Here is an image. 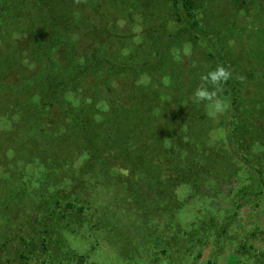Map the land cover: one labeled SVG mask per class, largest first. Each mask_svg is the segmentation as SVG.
I'll return each mask as SVG.
<instances>
[{"label": "rangeland", "instance_id": "374dc122", "mask_svg": "<svg viewBox=\"0 0 264 264\" xmlns=\"http://www.w3.org/2000/svg\"><path fill=\"white\" fill-rule=\"evenodd\" d=\"M11 1L0 0V264H264V189L249 168L264 167L263 152L255 150L264 147V0H198L201 23L194 32L189 17L178 19L180 0ZM51 17L54 27L46 25ZM56 32L73 36L65 46L67 64L49 72L57 79L75 83L84 51L98 49L108 66L92 71L83 87L92 104L81 105L77 117L76 103L51 113L27 105L24 121L16 120L19 86L26 77H41L53 46L46 34ZM218 65L232 73L222 93L230 107L211 118L191 96L201 75ZM166 79L173 80L171 88L159 84ZM160 91L168 105L181 104L173 110L176 122L168 125L171 137L182 136L179 143L194 157L220 163L216 176H231L219 178L220 192L206 198L201 220L199 201L175 190L174 181L160 180L155 158L166 145L158 133L162 126L149 122L168 112L156 102ZM78 118L93 124L80 130ZM173 142L169 149L176 155ZM65 145L70 149L59 165L62 156L48 150ZM99 148L114 159L105 157L98 166ZM66 162L65 174L73 178L61 188L98 208L96 220L87 216L79 234L66 235L61 219L36 221L37 207L46 209L55 193L66 196L52 181V164L61 168ZM41 165L46 168L40 173ZM176 193L189 206L179 210ZM184 219L194 220L191 229Z\"/></svg>", "mask_w": 264, "mask_h": 264}, {"label": "trees", "instance_id": "16d2710c", "mask_svg": "<svg viewBox=\"0 0 264 264\" xmlns=\"http://www.w3.org/2000/svg\"><path fill=\"white\" fill-rule=\"evenodd\" d=\"M180 1L182 3V8H181V14L178 15V19L180 21H183V19L185 17H189V19L187 20L188 28L190 30H192L193 32L197 31L199 26H200V23H201L200 15H199L198 11L196 12V10H197L196 1H198V0H180ZM12 2H13V0L10 2V4ZM2 5H4V4L2 2H0V9L3 8ZM46 25L48 27L49 26L54 27L55 25H57V22H55L51 17V18L47 19ZM46 35H50V37H48L47 41L49 44H52L54 47L52 46V48H47V50H46V52H47V54H46L47 61H45V63H46L45 68L46 69L43 72V74L41 75V77H38V74L32 75L31 79L26 77L25 78L26 81L19 86L20 87L19 88L20 93L16 94L15 102H14V107H16V108H13L14 109V116H15L16 120H18L17 117H19L20 121L21 120L24 121L25 116L23 114L25 111L24 110L25 106H27V105H29V107H31V108H34L35 110L40 111V110L45 109V110H47V112L51 113L52 111H55L57 108L63 107L67 102H70L71 103L70 105H73L76 103V108L78 110L76 111L77 115L76 114H74V115H75V117H77L78 113H81L80 109L89 105V104L91 105L92 104L91 102L93 101V97H90V96L85 97L82 95V90H83L84 85L86 86V84L88 82H90L91 72L92 71H98V69H100L102 66L108 67L107 65L104 64L103 58H102L98 49H96V50L94 49L91 52L84 51L80 55L79 60L85 66L79 70L80 76L77 75L75 83L73 85L69 86L67 84V82L62 81L61 79L60 80L57 79L54 75H52L49 72L52 69H55L57 64L59 66H62V67H64L67 64V61L69 60L70 56H69V53H65V46H67V44L71 42V38L73 36L68 37V36L62 34L61 32H56L55 35L48 34V33ZM94 36H99L100 41L105 40V37L103 34L101 35L100 33L95 32ZM104 60H105V58H104ZM59 66H57V67H59ZM35 68H37V66ZM41 68H42V65H41L40 69ZM168 75L169 74H166L165 76H163V78H167ZM167 79L165 80V82H161V80L159 81V84L162 85V87H164V88H166L168 86L170 87L171 85L173 86V83H172L173 80L171 82H169V81H167ZM192 81L193 80H191V83H192ZM96 83H97V81H96ZM224 85H225L224 86L225 91H227L229 88V82H226ZM54 89L60 90L61 93L63 95H65V97L61 98L60 97L61 95L58 96L57 94H54L52 91ZM160 92L161 93L159 94V96L156 97V102L159 103L160 107H162V108L167 107L166 110H168V112H162L163 115L158 114L155 117L152 116L153 117L152 120L149 121L150 123L153 122V124H155V125H156V123H159L162 126V127H160L158 133H159L160 138H161L162 146H164V144L166 145L165 150L162 153H160V156H157L155 158V162H156L157 166L159 167L160 173H161V176H160L161 179L160 180L164 183H166V182L169 183L171 181H174V183H172V184L174 185L175 190L182 189V190L186 191L187 192L186 196H188V194H190L191 197H193L195 201H199L201 203L200 207H203V204L208 201L207 200L208 198H213L216 194H218L220 192V189H221L220 184H222V182L219 178L225 177L224 179H226L230 175H228V174L226 175V173H225L221 176L220 175L216 176L222 169V168H220V169L218 168L221 165L220 163H216V161L214 162L213 159L210 160V162H209V160H205V158L203 159L202 157H200V158L194 157V155L191 154L190 151L186 147H183L182 144L179 143V141H181L180 138L182 136L178 137L174 133V135L178 139V141L173 136L171 137L170 132H172V131H170V128L168 127V125H171L172 123L176 122L173 110H175L177 107H179V105L181 106V104H178L179 102H171L168 105L167 104L168 98L165 96L164 93H162V91H160ZM19 94H21V95H19ZM12 96L13 95H11V97ZM134 99L137 100L138 98L133 96V100ZM119 101H120L119 97H117L115 95V99L113 100L114 106H118L116 103L120 104ZM77 103H78V105H77ZM81 105H83V107ZM94 105L98 106L97 102ZM66 108H68V107H66ZM73 108H75V106H73ZM156 108L158 109L159 113H161L159 108L158 107H156ZM44 114H46V113H44ZM94 116H97L96 113L93 114L91 117H94ZM104 116H106V113L104 114ZM79 118L77 120L78 121L77 124L79 126H81L80 130L88 129L92 122H87L86 120L84 121L83 118H81L79 120ZM120 120L122 121L123 119H120ZM97 122H99V121H97ZM46 127L51 128V126H49V125H47ZM157 128H158V126H157ZM185 131H187V125H186V127H184L183 132H185ZM44 134L46 135V137L51 135V133H44ZM54 136H57V135L54 133ZM70 139H72V138H70ZM139 139H141V138L139 137ZM173 140L175 142H173ZM141 141L142 140H140V142ZM183 141L187 142L186 136H183ZM245 141L248 143V144L247 143H245V144L249 145V147L252 146V143H251V145L249 144L251 140H245ZM21 142H23L22 139L19 140L18 144L15 147L17 148V146ZM172 142L174 143L175 147L180 151L176 155H173L171 153V149H169L171 147ZM229 146H232V144L228 145V147ZM232 147L234 149V146H232ZM232 147H230V148H232ZM59 148H60V150H59ZM67 149H70V147L67 148L65 145V146L55 147L53 150H48V151L51 153V155H54V156L60 155V157L62 156V158L57 157V160H56V161H58V164L60 165L61 160L66 155L65 151ZM100 149L101 148H99V150ZM255 150H258V153L263 152L262 155H264V147H260V149H258V148H256V145H255ZM48 151H46V152H48ZM67 151H69V150H67ZM106 151L102 150V151L98 152L97 150H95V152H94L95 153L94 156L96 158L95 163L99 162L98 166H101L102 163L100 161L102 159H104L105 157H107L110 161H112V159H114L113 157L109 158L108 156H110V155H107ZM163 155H165V156H163ZM262 155H260V156H262ZM87 156L89 158H91L90 154H87ZM161 157L169 159V162H164L165 160L163 161V159ZM263 158L264 157L262 156L261 157L262 163H264ZM103 161H106V160H103ZM68 163L69 162H66L65 164H63L61 166V168H58L59 165L52 164L54 167V170H55V175L57 176L52 181H54L53 183L55 185L58 184L57 186H59L60 188L62 186L61 183H63L64 181L69 182L73 178V176L65 174V173H70V171H69V164L70 163L69 164ZM213 163H215V164H213ZM44 165L47 166V163H45ZM44 165H41L42 167L39 170L40 173L46 168V167L44 168ZM249 168L251 170L255 169V171L258 173L257 176H258L259 182H260L259 186L263 187V189H264V171H263L264 167L263 168L262 167L255 168L254 165L250 164ZM203 173H208L209 178H208V176L205 178H202L201 176L203 175ZM207 178H208V181H207ZM61 189L63 190V192H65L63 194L64 195L66 194V196H60L59 194L56 195V193H55V196L53 198L51 197V199H49V201H48L49 202L48 205L45 206V207H47L46 209H42L43 207L42 208L37 207L39 209L37 210L38 216H37L36 221H38V223H41V221H45L48 218H50L52 220L54 219L55 221L61 219V221L63 222L62 225H65L64 226L65 228H63V230L66 233V235H68V234H79V229L81 227L79 225L81 224V222L84 223L87 216L89 218H91L93 221H95L97 218L96 212H98V208L97 209L93 208V206H92L91 202H89L90 200L88 198L86 201H85V199H81L82 195H80V194L74 195L72 193H67L68 190L65 186H64V188H61ZM146 190L147 189H145V191ZM18 194H20V193H18ZM18 194H16V195H18ZM146 195L147 194L143 190L142 196L145 197ZM133 196L136 197V192H134ZM175 198H176L175 199L176 202H179V204H180L179 210H182L184 207L189 206V203H185L182 200L180 201V199H179L180 197H179L178 193L175 194ZM89 210H93L94 212H92L90 215H88L87 211H89ZM44 212H46V213H44ZM199 213H200L199 214L200 215L199 220H201L205 216L204 207L199 209ZM182 214L183 215H181V216H185L186 214L188 215L187 212L182 213ZM77 217H78V219H77ZM192 220L184 219L182 222L186 225L187 228L191 229L192 228V225H191ZM195 220H196V217H195ZM96 223H94L93 225H96ZM220 223H221L220 224L221 226H225L224 222H220ZM73 224L76 227L72 228ZM66 226H68V227H66ZM95 227H94V229H95ZM42 239H43V241L46 240V238L45 239L42 238ZM46 249H48V248L46 247ZM244 249H246V248L244 247ZM164 253H166V250L164 251ZM83 259H84V257L80 258L81 263H83Z\"/></svg>", "mask_w": 264, "mask_h": 264}, {"label": "clouds", "instance_id": "9594fccd", "mask_svg": "<svg viewBox=\"0 0 264 264\" xmlns=\"http://www.w3.org/2000/svg\"><path fill=\"white\" fill-rule=\"evenodd\" d=\"M81 2L82 0H75V3ZM231 78V71L223 65H218L216 68L202 74V82L192 93V102L205 104L208 117L215 118L223 114L230 107L229 101L222 96L223 85Z\"/></svg>", "mask_w": 264, "mask_h": 264}]
</instances>
